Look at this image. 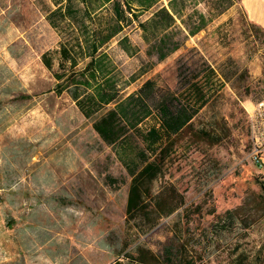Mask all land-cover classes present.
<instances>
[{"label":"rangeland","instance_id":"374dc122","mask_svg":"<svg viewBox=\"0 0 264 264\" xmlns=\"http://www.w3.org/2000/svg\"><path fill=\"white\" fill-rule=\"evenodd\" d=\"M58 3L64 0H0V264H106L139 247H152L158 256L188 247L201 264H237L242 255L249 257L243 264H264L258 185L264 171L252 161L248 125L251 103L264 99L263 78L254 77L248 65L250 57H263L259 30L227 0H178L184 6L173 33L181 47L171 57L160 63L144 53L128 57L117 43L120 34L98 49L96 55L108 56L119 99L146 80L155 84L151 104L161 93L182 97L187 80L197 81L208 96L151 186L154 196L178 191L183 203L169 215L130 220L125 213L130 176L120 147L106 144L92 127L113 103L86 117L72 97L74 90H84L56 89L61 81L56 74L68 69L59 65L58 48L82 36L66 23L55 28L49 22ZM73 3L84 9L79 0ZM89 10L90 35L110 11L95 1ZM198 15L207 23L189 37ZM136 27L134 22L122 34L139 41ZM208 67L214 74L204 84V76L195 75ZM154 122L149 116L128 130L130 145L142 147L139 133ZM109 175L117 181L109 182Z\"/></svg>","mask_w":264,"mask_h":264},{"label":"trees","instance_id":"16d2710c","mask_svg":"<svg viewBox=\"0 0 264 264\" xmlns=\"http://www.w3.org/2000/svg\"><path fill=\"white\" fill-rule=\"evenodd\" d=\"M79 1L84 6L82 11L74 5L73 0H64L63 4L58 3L48 14L53 27L57 28L59 22L66 23L69 30L79 31L82 35L73 37V44H61L58 48L59 65L67 64L68 69H62L56 74L57 79L61 80L56 84V89L61 92L72 86L74 89L84 90L82 94L74 90L72 97L86 117L113 103L111 108L93 121L92 127L106 144L120 147V160L130 176L125 203L126 217L132 220L139 215L143 217L152 216L154 213L169 215L183 203L182 195L173 189L154 196L151 186L162 174L165 160L173 153L177 136L188 127L193 117L206 104L208 98L206 91L197 81L190 82L186 79L188 85L182 97L173 93H161L151 104L155 84L146 80L135 93L119 99V85L113 70L107 66V55L96 53L100 47L122 33L125 27L136 22L142 31L143 40L148 44L146 55L151 57L156 53L158 62L165 60L171 52L181 46V42L174 40L173 28L177 19L181 18L180 12L184 5L178 6V0H168L167 6H157L159 0ZM94 1L98 3L99 9L108 6L110 12L100 27L92 29L89 35L85 19L89 22L94 20L93 13L91 14L89 10ZM227 1V6L232 5L231 0ZM93 11L95 12V9ZM146 12H149L150 16L140 20L139 17ZM206 23L204 16L198 15L197 25L188 30V35L198 33ZM255 27L262 35L260 42L264 46V30ZM128 42L129 38L122 35L118 45L127 51ZM88 57L90 59L85 65L76 69L79 61ZM47 63L50 66V62ZM213 74L208 67L195 76H204V84H207ZM149 116H154L155 122L144 133H139L143 146L130 145L126 138L128 130L137 128V125ZM200 135L218 142L216 137L206 131H200ZM107 178L112 183L117 181L110 175ZM258 185L261 190L260 198L264 201V180L259 179ZM149 224L153 227L156 222L150 220ZM183 251L187 253L185 249ZM136 252L138 258L143 253L147 254L148 259L145 260L149 263L159 262L157 255L148 249L139 247ZM245 259L243 255L240 256L238 263L243 264Z\"/></svg>","mask_w":264,"mask_h":264},{"label":"crops","instance_id":"0c3cea01","mask_svg":"<svg viewBox=\"0 0 264 264\" xmlns=\"http://www.w3.org/2000/svg\"><path fill=\"white\" fill-rule=\"evenodd\" d=\"M232 6H235L236 8L240 9V12L242 13V15H244V18L250 24H253L261 28L262 30H264V0H234V4ZM203 29H201L200 31H202ZM134 31L138 32L139 41H137L136 39H133L129 33L128 34L120 33L119 38H121L122 35H126L129 38V42L127 44L128 50L124 51L119 46L121 51L128 57H135V56H138L139 54H141V56H144V55L147 56L146 50L148 48V44L142 38V31L140 30L139 27H136ZM249 38H253V35L249 36ZM118 40H117V43H118ZM180 47L176 49L174 52H171L167 57H171L172 55H174L180 49ZM143 49H144V52H143ZM262 49H264V46L262 47ZM151 57H157V54L154 53ZM261 61H264V53H263V57H259V55H254L250 57V60L248 61V65L250 66L251 68L250 72H252L254 77L261 76L264 82V66L262 67ZM157 63H160V62H157ZM143 249H146V250L148 249L152 251L155 255H157L156 250L152 247L143 248ZM184 249L187 251L188 254L185 251H183ZM163 253H164L163 251L158 252V254H161L159 256L157 255L159 259L158 263L147 262L145 259H148V255L147 254L144 255V253L143 255H141V257L138 258L137 252H136L135 254H132V255L122 254V255L113 257L106 264H201L199 263L196 256L194 255V252H192L188 247H179V249L175 250L173 253H170V254L164 253V256H167L166 257V259L168 260L167 262H163L160 260L161 258L164 257L162 256ZM252 254H253L252 255L253 257L255 253H252ZM236 260H237L236 261L237 264H239L238 263L239 257H237ZM246 260H249V257H247Z\"/></svg>","mask_w":264,"mask_h":264},{"label":"built area","instance_id":"2783aa9c","mask_svg":"<svg viewBox=\"0 0 264 264\" xmlns=\"http://www.w3.org/2000/svg\"><path fill=\"white\" fill-rule=\"evenodd\" d=\"M248 114L251 158L264 171V99L251 103Z\"/></svg>","mask_w":264,"mask_h":264}]
</instances>
